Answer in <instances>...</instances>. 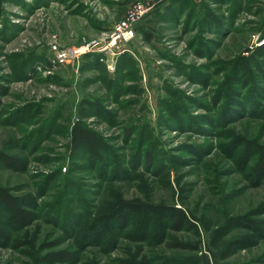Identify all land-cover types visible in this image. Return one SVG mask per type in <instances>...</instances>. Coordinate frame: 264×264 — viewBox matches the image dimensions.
Listing matches in <instances>:
<instances>
[{
    "label": "rangeland",
    "instance_id": "1",
    "mask_svg": "<svg viewBox=\"0 0 264 264\" xmlns=\"http://www.w3.org/2000/svg\"><path fill=\"white\" fill-rule=\"evenodd\" d=\"M133 2L145 0H0V152L24 165L0 168V186L40 208L35 226L8 234L38 229L37 244L72 252L75 264H118L133 246L126 230L98 244L81 227L114 194L149 195L212 229L251 222L225 239L251 238L230 258L219 260L202 231L176 234L196 252L152 249L158 264H264V167L254 169L264 147V0H155L131 41L98 52ZM52 45L95 49L57 62ZM77 120L102 137L100 160L68 149ZM0 264L28 259L0 247Z\"/></svg>",
    "mask_w": 264,
    "mask_h": 264
},
{
    "label": "trees",
    "instance_id": "2",
    "mask_svg": "<svg viewBox=\"0 0 264 264\" xmlns=\"http://www.w3.org/2000/svg\"><path fill=\"white\" fill-rule=\"evenodd\" d=\"M209 20L216 21L210 13ZM148 37V34H145ZM264 44V39H263ZM262 44V45H263ZM6 92L0 85V96ZM2 116L0 102V117ZM68 149L72 153L83 150L92 160L101 159L103 147L102 137L88 129L83 122L77 120L69 131ZM250 145V143H247ZM259 160L255 170L264 167V147H259ZM23 162L8 154L0 152V168L20 171ZM39 204L36 196L32 194L14 195L8 187L0 186V247L11 246L21 250L28 259V264H75L74 254L67 250L51 251L53 244H37L38 229L34 233L26 231L22 240L10 238L8 230L11 227L28 229L36 225L39 219ZM246 217H230L223 225L211 228L210 223L194 216L182 205L152 203L149 195L143 199H124L119 194H114L106 204L93 212L91 219L84 222L81 229L88 231L98 244L105 237L119 235L127 238L133 246L124 248V256L118 264H158L151 253L152 249L160 246L172 250L198 251L199 247L179 241L176 234L189 233L194 238H199L202 231L211 233L209 247L218 253L219 260H225L248 248L251 238L241 236L226 241L225 239L239 226H250L251 222L245 221ZM116 248V245L113 247ZM196 264L191 258L184 259L181 263Z\"/></svg>",
    "mask_w": 264,
    "mask_h": 264
},
{
    "label": "built area",
    "instance_id": "3",
    "mask_svg": "<svg viewBox=\"0 0 264 264\" xmlns=\"http://www.w3.org/2000/svg\"><path fill=\"white\" fill-rule=\"evenodd\" d=\"M155 0H145V2H133L131 6L128 7L124 16L120 21H118L112 28L110 36L104 40L103 45L98 47V52L103 53L114 48H119L120 43H127L132 40L137 34L136 26L141 23L147 15L151 12L153 6L155 5ZM263 40L258 42V46H262ZM95 45H91L85 48V50H81L76 48L74 50L67 49H59L57 46L52 45L51 49H53L54 59L57 62L66 61L69 59H73L74 57L85 53L86 51L92 50ZM95 49V48H94ZM115 54L111 53L110 58H106V68L113 72L115 68L114 62Z\"/></svg>",
    "mask_w": 264,
    "mask_h": 264
},
{
    "label": "crops",
    "instance_id": "4",
    "mask_svg": "<svg viewBox=\"0 0 264 264\" xmlns=\"http://www.w3.org/2000/svg\"><path fill=\"white\" fill-rule=\"evenodd\" d=\"M147 18V17H146ZM145 18V19H146ZM140 24V26H142V24H146V20H143L141 23H139Z\"/></svg>",
    "mask_w": 264,
    "mask_h": 264
}]
</instances>
